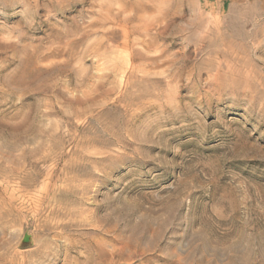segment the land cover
<instances>
[{
    "label": "rangeland",
    "instance_id": "1",
    "mask_svg": "<svg viewBox=\"0 0 264 264\" xmlns=\"http://www.w3.org/2000/svg\"><path fill=\"white\" fill-rule=\"evenodd\" d=\"M191 4L0 0V264H264V27Z\"/></svg>",
    "mask_w": 264,
    "mask_h": 264
},
{
    "label": "crops",
    "instance_id": "2",
    "mask_svg": "<svg viewBox=\"0 0 264 264\" xmlns=\"http://www.w3.org/2000/svg\"><path fill=\"white\" fill-rule=\"evenodd\" d=\"M195 10L207 13L208 8H217V14L239 17L242 30H246L248 19H252V29L264 27V0H190ZM193 8V7H192Z\"/></svg>",
    "mask_w": 264,
    "mask_h": 264
}]
</instances>
